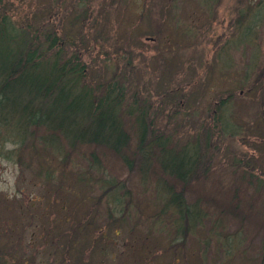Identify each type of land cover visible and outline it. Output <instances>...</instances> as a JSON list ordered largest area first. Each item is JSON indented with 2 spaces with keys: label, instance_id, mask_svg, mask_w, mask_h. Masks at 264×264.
Listing matches in <instances>:
<instances>
[{
  "label": "rangeland",
  "instance_id": "374dc122",
  "mask_svg": "<svg viewBox=\"0 0 264 264\" xmlns=\"http://www.w3.org/2000/svg\"><path fill=\"white\" fill-rule=\"evenodd\" d=\"M0 1V17L15 25L37 14L45 22L53 16L51 25L76 36L81 29L88 33L92 47L83 52L94 67L91 77L132 73L148 112L171 142L194 141L211 124L214 109L232 128H215L208 173L186 189L188 203L197 202L204 217L179 246L171 241V227L145 217L160 212L156 182L164 176L154 166L141 172L137 157L129 168L111 151L91 145L65 162L50 149L20 154L22 162L0 155V242L7 240L15 260L264 264V0H89L93 23L81 28L70 11L65 17L49 14L55 5L70 8L78 0ZM178 149H171L173 157ZM105 179L117 184L116 191L103 194ZM116 194L132 209L124 227L106 225L103 209ZM133 209L143 218L140 228L132 225Z\"/></svg>",
  "mask_w": 264,
  "mask_h": 264
},
{
  "label": "trees",
  "instance_id": "16d2710c",
  "mask_svg": "<svg viewBox=\"0 0 264 264\" xmlns=\"http://www.w3.org/2000/svg\"><path fill=\"white\" fill-rule=\"evenodd\" d=\"M88 1L78 0L70 8L54 4L49 14L65 17L70 11L81 28L85 21L93 23L87 16ZM34 15L20 26L6 16L0 17V155L6 159L17 156L22 162L19 157L23 153L50 149L53 156L65 162L73 151L91 145L111 151L129 168L131 157H137L141 172L154 166L164 176L156 182L160 212L145 217L171 227V241L179 246L204 217L197 202L188 203L186 189L208 173V150L214 130L220 124V131L230 128L224 112L214 109L211 124L194 141L189 139L183 145L171 142L172 137L160 130L154 115L148 112V103L141 99L138 86L134 87L130 79L132 73L115 71L109 78L100 74L91 77L94 67L85 61L83 52L92 47L88 33L81 34V29L76 36V31L51 25L53 16L45 22ZM74 20L71 18V22ZM37 129L41 130L38 136ZM6 143L14 148L7 150ZM176 146L180 155L173 157L171 149ZM92 158L95 162V155ZM39 164L37 172L41 175L44 165ZM44 174L50 177L47 174L51 173ZM78 178L83 182V177ZM116 189V183L105 179L103 194ZM115 198L112 206L103 209L106 225L124 227L133 218L129 212L132 209L126 206L130 201L124 205L122 197L116 194ZM136 217L132 225L140 228L143 218L139 214ZM81 224L84 225L82 220ZM12 229L13 226L8 230ZM95 242L96 239L92 245ZM7 243L0 242V264H21Z\"/></svg>",
  "mask_w": 264,
  "mask_h": 264
}]
</instances>
